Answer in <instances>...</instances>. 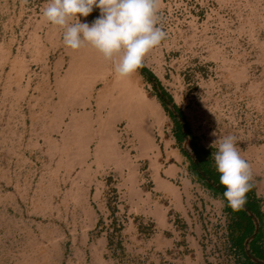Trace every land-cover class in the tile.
<instances>
[{
  "label": "rangeland",
  "instance_id": "1",
  "mask_svg": "<svg viewBox=\"0 0 264 264\" xmlns=\"http://www.w3.org/2000/svg\"><path fill=\"white\" fill-rule=\"evenodd\" d=\"M46 4L0 0V264H243L153 85L66 47ZM158 26L144 65L212 154L236 137L264 212V0H159Z\"/></svg>",
  "mask_w": 264,
  "mask_h": 264
},
{
  "label": "clouds",
  "instance_id": "2",
  "mask_svg": "<svg viewBox=\"0 0 264 264\" xmlns=\"http://www.w3.org/2000/svg\"><path fill=\"white\" fill-rule=\"evenodd\" d=\"M94 7L99 8L100 16L91 24L81 23L79 17H88ZM42 15L63 30L66 47L80 50L91 46L114 63L115 72L121 77H129L142 68L145 57L167 37L158 26L159 0H47ZM214 143L215 140L209 147ZM212 157L220 174L219 182L226 189L223 196L228 206L233 211L241 210L253 187V174L251 165L236 147V137H224Z\"/></svg>",
  "mask_w": 264,
  "mask_h": 264
},
{
  "label": "trees",
  "instance_id": "3",
  "mask_svg": "<svg viewBox=\"0 0 264 264\" xmlns=\"http://www.w3.org/2000/svg\"><path fill=\"white\" fill-rule=\"evenodd\" d=\"M138 71L143 75L155 88L156 97L162 107L167 111L168 115L176 122V130L174 132L176 140L188 136L189 150L182 149V153L187 157L188 171L194 174L214 196H219L224 202V211L226 212L229 223L228 228L231 238V246L239 251L243 264H259L250 259V255H254L264 262V248L262 246V236L264 233V212L261 208V199L255 194L254 188L247 193L246 203L239 211H233L228 206L227 200L223 193L226 191L224 186L219 182V173L216 170L215 162L212 157L211 147H206L198 143L194 136L190 133L189 125L182 114L181 110L175 103H172L171 95L162 87L158 78L144 65ZM171 103L172 109L168 107ZM257 219L258 227L255 230V220ZM255 230V232H254ZM253 237L247 242V250H245V238L252 233Z\"/></svg>",
  "mask_w": 264,
  "mask_h": 264
},
{
  "label": "crops",
  "instance_id": "4",
  "mask_svg": "<svg viewBox=\"0 0 264 264\" xmlns=\"http://www.w3.org/2000/svg\"><path fill=\"white\" fill-rule=\"evenodd\" d=\"M106 76V78H105V80H103V82H102V84L100 85V87L98 88V90H96V88H95V90H96V92H97V96L95 95V94H93V99L94 100H97L98 101V98H99V96H100V92H101V90H103V91H105V90H108L109 89V76L108 75H105ZM94 84V83H93ZM100 91V92H99ZM96 104H97V102H96ZM97 107H98V104H97ZM106 114L107 115H109V111H108V107H107V109H106ZM94 153H95V156L97 155H99V153H98V150H95L94 151ZM170 168V167H169ZM171 170V169H170ZM127 173V172H126ZM127 175H128V173H127Z\"/></svg>",
  "mask_w": 264,
  "mask_h": 264
},
{
  "label": "water",
  "instance_id": "5",
  "mask_svg": "<svg viewBox=\"0 0 264 264\" xmlns=\"http://www.w3.org/2000/svg\"><path fill=\"white\" fill-rule=\"evenodd\" d=\"M256 228H257V227H255V230H256ZM255 230H254V232H255ZM254 232L248 237L247 242L253 237ZM245 250H246V249H245ZM250 259H251L252 261H254V262L259 263V264H264V262H263L261 259L257 258V257L254 256V255H250Z\"/></svg>",
  "mask_w": 264,
  "mask_h": 264
}]
</instances>
